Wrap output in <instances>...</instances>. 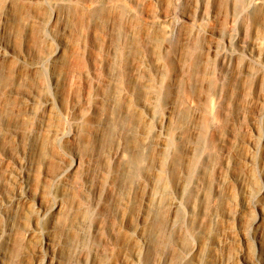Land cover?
<instances>
[{"label":"rangeland","instance_id":"1","mask_svg":"<svg viewBox=\"0 0 264 264\" xmlns=\"http://www.w3.org/2000/svg\"><path fill=\"white\" fill-rule=\"evenodd\" d=\"M251 1L0 0L1 264H264Z\"/></svg>","mask_w":264,"mask_h":264},{"label":"bare ground","instance_id":"2","mask_svg":"<svg viewBox=\"0 0 264 264\" xmlns=\"http://www.w3.org/2000/svg\"><path fill=\"white\" fill-rule=\"evenodd\" d=\"M237 1V4L238 6H241L242 8L244 9H251L252 8V4H253V1L251 0H236ZM52 2V1H51ZM263 35H264V27H263ZM165 41L169 39V36L168 34L165 36ZM57 58V57H56ZM53 60V59H52ZM45 107L49 110H51L52 106V101L50 98H46L45 99ZM212 104V103H211ZM212 107V106H211ZM211 107L210 105L208 104L207 106V109H209L211 111ZM53 133V132H52ZM192 174V173H191ZM192 178V175L190 177V180ZM87 182V181H85ZM188 183V181H187ZM182 183L179 190H178V198L179 199H182V200H185L189 195H188V185L189 183ZM30 196V193L28 190H22V189H19L16 194H14L12 197L8 198L7 199V202H10L11 204L15 205L16 207L18 206V204H20L22 202V204H25L26 201L28 200ZM83 196L86 197V194L83 193ZM62 196L61 197H57L54 199V202L49 206L50 210L51 211H60L63 207V202H62ZM177 197L176 199H173L171 202H170V207L171 209L172 208H175L176 204H177ZM180 219V216L178 215H174L171 219V226H174L175 224L178 223ZM42 244L43 245H46L47 247H50V245L52 244L51 242V239L48 237L47 234L44 235L43 237V240H42ZM162 241V238L161 236L159 235H155V236H152L150 238H147V240L145 241V245H144V248L140 251H138L136 254H134L133 256L135 258H138L140 264H150L151 262V258L155 252V249H156V246ZM98 254H101V252L99 251ZM47 260V257H43V259L41 260V262L39 264H44ZM1 257H0V264H1Z\"/></svg>","mask_w":264,"mask_h":264}]
</instances>
